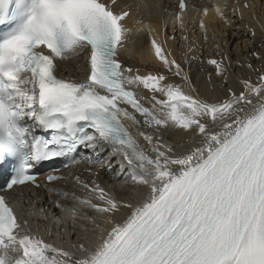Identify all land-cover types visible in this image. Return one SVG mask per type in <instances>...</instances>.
Masks as SVG:
<instances>
[{
  "label": "snow or ice",
  "instance_id": "1",
  "mask_svg": "<svg viewBox=\"0 0 264 264\" xmlns=\"http://www.w3.org/2000/svg\"><path fill=\"white\" fill-rule=\"evenodd\" d=\"M178 6L184 28L186 0ZM134 7L127 0H0V26L7 29L0 31V167L11 168L0 193L39 187L36 165L61 157L76 162L80 146L96 152L107 144L121 156L117 177L139 197L75 176L87 195L72 193V208L56 206L88 220L99 235L90 244L77 236L64 248L25 232L0 194V264H264V74L211 102L162 72L125 67L128 45L138 46L139 29L129 23ZM214 10L224 18L222 6ZM150 45L168 73H184L155 36ZM74 58L84 61L76 66L83 79L64 75ZM209 63L224 76L223 58ZM182 78L191 84L186 73ZM139 88L151 93L150 106L133 90ZM164 132L184 133L191 143L173 146Z\"/></svg>",
  "mask_w": 264,
  "mask_h": 264
},
{
  "label": "bare ground",
  "instance_id": "2",
  "mask_svg": "<svg viewBox=\"0 0 264 264\" xmlns=\"http://www.w3.org/2000/svg\"><path fill=\"white\" fill-rule=\"evenodd\" d=\"M162 1L127 0L135 6H139V9L134 8V20L129 22L139 30L136 33L138 46L134 47L129 44V51L121 57L125 67L139 68L141 74L149 71L162 72L168 76V82L180 85L187 93H190L192 88L195 87L202 98L211 102L226 99L229 88L239 94L243 90L242 81L245 79H250L253 83L258 82L259 75L264 74V0H239V6H226L223 19L217 14L211 13L207 19L203 20L205 24L203 29L200 27L202 18L196 19L190 9L183 14L185 27L181 28L179 23L173 20V13L176 9L164 10L165 6L159 8ZM165 2L174 3L173 0H165ZM245 4H249V8L241 7ZM231 7L238 12L235 17H231L227 13ZM149 29L154 31L150 34ZM152 36H155L163 44L164 49L171 53V57H174L181 64L184 73L190 78L191 84L183 80L184 73L180 77L168 73L164 66L156 60L150 45ZM81 55H84V53ZM222 58L226 69L223 77L218 76L215 66L209 63L211 59L220 60ZM83 64L84 61L79 58H74L70 63L65 62L68 71L64 72V75L83 79V71L76 69L77 65L82 66ZM249 64L252 65L251 68L248 67ZM133 90L136 91L138 96L148 98L142 102L146 106H150L148 101L151 93L143 88ZM192 94L195 95L196 93ZM122 106L128 107L129 111H133L128 105ZM136 115L137 118H140L139 114ZM125 123L129 125L130 130L135 135V128L131 126V123L129 121H125ZM162 135L167 143L176 147H187L191 143L185 134L181 132H164ZM139 139L141 144L146 146V142L142 138ZM84 150L86 160L83 163L75 165L67 171H62L64 176L62 180L47 185L45 189L40 191L41 205L37 215L31 212L28 207L22 206L19 218L21 224L24 225L25 232H30L33 235L39 234L45 241L51 242L48 233L55 232V229L54 226H51L52 230L50 231L49 225L52 224L56 216L63 214L62 208L56 206L57 203L59 202L65 208H72L74 206L71 199L72 193L81 197L87 195L85 190L75 182L74 177L77 175L89 183L96 180L102 187L118 196L134 200L139 199L131 189H125L123 178H116L115 172L114 174L111 172L112 169H117L115 168L117 163L111 169L107 167L106 159L108 157L105 155L112 153L110 152L111 147L108 148L102 145L96 152L87 148ZM112 155L111 160L116 157L121 160L119 154L114 152ZM97 158L103 162L104 166L97 162ZM53 188H65L70 192V195L64 197L62 194L53 193ZM22 190H27V187H23ZM81 212L89 217H95V213L88 209H81ZM47 219L49 221L48 225H46ZM25 221H27L26 224H24ZM60 222L57 235L59 247L65 248L67 244L76 243L77 236L83 241L81 238L94 234L92 238L89 236L91 238L89 241H83L85 244H90L99 235V232H94L93 225L88 220L77 218L76 221L68 220L64 224L62 221ZM53 224L57 225L55 222ZM102 227L108 228L109 226L102 224Z\"/></svg>",
  "mask_w": 264,
  "mask_h": 264
},
{
  "label": "rangeland",
  "instance_id": "3",
  "mask_svg": "<svg viewBox=\"0 0 264 264\" xmlns=\"http://www.w3.org/2000/svg\"><path fill=\"white\" fill-rule=\"evenodd\" d=\"M112 165H114L115 163H117V160L115 161H112ZM107 164H109L108 162H107ZM115 171H111L113 174H114V172L115 173H118L120 170H119V167H117V169H114ZM116 178H118V177H116ZM121 183H122V181L121 180H119ZM124 185V184H123ZM63 211V210H62ZM68 216V217H67ZM70 216V217H69ZM66 218H68L67 219V221H66ZM68 220H73V218L71 217V215L69 214V213H67V212H65V211H63V214L60 216V217H55L54 219H53V221H62L63 222V224L64 223H67L68 222ZM73 221H76V219L75 220H73ZM97 222H100L99 221V218H97ZM58 227V226H57ZM98 232V231H97ZM92 235H94V234H90V235H88V236H85V237H83V238H81L84 242H86L87 240L89 241V239H91L92 238ZM55 236V235H54ZM89 236L91 237V238H89ZM53 236H51V238H52Z\"/></svg>",
  "mask_w": 264,
  "mask_h": 264
}]
</instances>
